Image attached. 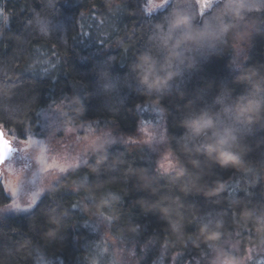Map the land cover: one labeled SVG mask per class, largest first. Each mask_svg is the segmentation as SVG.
Instances as JSON below:
<instances>
[{"label": "clouds", "instance_id": "obj_1", "mask_svg": "<svg viewBox=\"0 0 264 264\" xmlns=\"http://www.w3.org/2000/svg\"><path fill=\"white\" fill-rule=\"evenodd\" d=\"M168 3L169 0H156L153 9H163ZM215 3L216 0H195L196 10L190 12L182 0H175L174 6L152 25L148 46L134 53L122 78H114L108 67L96 72V83L102 84L108 96L113 91L120 94L122 88L134 81L132 91L144 98L143 105L161 117L156 124L140 118L134 134H117L112 117L104 123L86 118L85 101L100 96L95 88L88 89L83 97L68 93L52 102L60 123L44 140L37 141L30 127L24 128L26 135L19 138L16 135L19 123L13 120L6 127L8 119L0 118V169L10 167L5 164L10 156L4 155L8 149L5 140L11 145L18 141L21 150L38 143L35 159L43 176L39 194L70 191L76 201L70 204L72 209L79 207L81 212L117 226L116 232L109 228L103 234L97 254L88 258V264H137L135 246L127 249L128 259H124L125 249L119 246L123 244L124 233L119 227L122 197L112 187L114 178L106 175L117 163H125L121 159L123 151H109L116 145L124 151L143 147L154 153V159L140 170H123L129 178L136 176L133 187L137 191L145 192L146 186L140 181L147 172H151L160 187L172 190L173 195L160 202L168 201L169 208H175V215L165 218L167 234L163 247H167V236L175 235L177 243L190 241L206 264H252L253 253L264 252V215L253 221L247 205L239 212L232 210L234 218L239 216L244 221L240 227L254 233L250 242L244 244L242 254L236 245L222 246L224 220L211 225L200 222L196 215L186 216L182 212L184 198L193 194H202L216 204L230 203L223 195L228 190V179L220 177L217 170H232L235 177L245 178L249 188L264 184V63H250L246 53L253 33L259 35L257 25L264 23L249 14L264 13V0H222L219 7H214ZM206 13L210 15L206 17ZM198 17L202 18L199 24ZM130 47L126 43L121 45L124 53ZM218 49L228 57L226 67L233 70L230 79L219 84L207 80L189 89L200 61ZM58 63H52L45 72L55 69ZM166 98L174 103L178 113L174 122L176 128L182 129L179 135L169 133L166 121L171 112L162 103ZM140 106L137 104L136 108ZM118 152L119 156L115 154ZM254 152L261 158L252 159ZM250 175L251 179H247ZM6 177L7 173L4 180ZM84 200L92 203L84 204ZM148 200L140 198L135 203L144 208ZM229 211L224 208L225 214ZM67 214L65 207L61 215ZM56 222L55 216L49 221ZM188 226H195V230L187 231ZM139 227L129 225L128 231L135 234ZM56 231L50 227L45 235H54ZM236 235L240 236V231ZM176 255L173 254V259ZM254 264H264V259L255 260Z\"/></svg>", "mask_w": 264, "mask_h": 264}, {"label": "trees", "instance_id": "obj_2", "mask_svg": "<svg viewBox=\"0 0 264 264\" xmlns=\"http://www.w3.org/2000/svg\"><path fill=\"white\" fill-rule=\"evenodd\" d=\"M221 3L222 0L217 1L214 7ZM174 4L175 0H171L164 9L149 14L145 0H0V118L8 119L5 126H10L14 120L19 123L16 125L19 138L25 137L24 128L28 127L32 136L42 137L43 110L65 94L83 97L88 89L95 88L106 101L100 96L85 101L86 118L104 123L112 117L117 134H134L138 120L149 118L145 114L148 106L143 105L144 98L132 91L135 82L130 81L120 94L113 91L108 96L102 84L96 83V72L108 67L114 78H122L134 53L148 46L152 25ZM182 5L187 11L196 10L195 0H182ZM208 15L210 13L205 14ZM249 16L264 20V13ZM201 19L198 17L196 23ZM257 27L259 35L254 32L246 48L250 63H264V23ZM125 43L131 45L127 53L121 48ZM45 60L48 63H43ZM227 60L222 49L201 60L188 88L194 89L207 80L227 83L233 74V70L226 67ZM57 61L55 69L45 72ZM162 103L171 112L166 121L169 133L179 135L182 129L175 127L178 113L174 103L167 98ZM137 104L141 105L139 109ZM109 151H123L121 159L125 161L106 173L114 178L112 187L122 197L123 216L119 227L124 233L123 244L119 246L125 249L124 259H128L127 249L135 246L137 264H206L190 241L177 243L175 235H169L167 247L162 246L167 234L165 218L170 214L174 216L175 208L170 209L168 201L160 202L166 196L171 197L172 190L160 187L151 172H147L140 181L146 186L145 192L137 191L133 187L136 176L124 175V169L140 170L154 155L143 147L124 151L122 146L116 145ZM251 158L261 157L254 152ZM217 171L220 177L228 179V190L223 195L230 203L216 204L202 194H193L184 198L182 212L186 216L196 215L200 222L211 225L224 220L222 246L236 245L242 254L244 244L250 242L249 237L254 233L240 227L244 221L239 216L234 218L232 210L239 212L247 205L252 210L253 221L264 215V184L249 188L245 178L235 177L232 170ZM247 179H251V175ZM249 191L251 195H246ZM140 198L150 199L144 208L135 203ZM74 202L70 191H49L29 213L9 215L4 206L9 205L11 199L0 180V264H88V258L97 254L103 234L109 228L116 232L117 226L81 212L79 207L72 209L70 204ZM83 203L92 202L84 200ZM65 207L68 214L61 215ZM226 207L230 209L227 214ZM53 216L57 222L49 223ZM136 224L140 227L135 234L128 231L129 225ZM50 227L57 231L54 235H45ZM194 230L195 226L187 228V231ZM237 231L240 236L236 235ZM174 253L177 254L175 259ZM253 256L254 261L264 259V252H254Z\"/></svg>", "mask_w": 264, "mask_h": 264}, {"label": "rangeland", "instance_id": "obj_3", "mask_svg": "<svg viewBox=\"0 0 264 264\" xmlns=\"http://www.w3.org/2000/svg\"><path fill=\"white\" fill-rule=\"evenodd\" d=\"M145 1V9L147 13L151 14L161 10L153 9L156 0ZM170 1L171 0H169V2ZM217 1L219 0H216V2ZM145 108V114L146 116L148 115V120L150 119L149 121L156 124L161 120V117L152 112L150 107ZM41 119L42 137L33 136L37 141L46 139V137L52 133L53 129L60 123V118L53 110L52 106H49L41 112ZM13 145L18 149V152L11 161L6 163L7 165H10V167L2 169L0 180L3 183L6 194L11 199L10 204L16 203L18 207H6L4 211L9 215H23L32 211L48 192L45 191L44 193L39 194L40 188L43 187V176L40 174L39 165L35 159L39 150V144L37 143L36 145H33L28 150H21L22 146L18 141L14 142ZM148 151L151 155H154L150 150ZM5 173H7V177L4 180ZM5 182L9 185L10 189H15L14 194L6 188ZM33 197H35L36 200L35 204H33Z\"/></svg>", "mask_w": 264, "mask_h": 264}, {"label": "snow or ice", "instance_id": "obj_4", "mask_svg": "<svg viewBox=\"0 0 264 264\" xmlns=\"http://www.w3.org/2000/svg\"><path fill=\"white\" fill-rule=\"evenodd\" d=\"M4 143H5L6 145H8V149H7V151L4 153V155H5V156L10 155V154L14 151L13 145L9 144V142H8L7 140H5ZM5 186H6V188L9 189L13 194L15 193V189H10L9 185L6 184V182H5ZM35 202H36L35 197H33V203H35ZM4 207H14V208H15V207H18V205H17L16 203H12V204H10V205H5Z\"/></svg>", "mask_w": 264, "mask_h": 264}, {"label": "water", "instance_id": "obj_5", "mask_svg": "<svg viewBox=\"0 0 264 264\" xmlns=\"http://www.w3.org/2000/svg\"><path fill=\"white\" fill-rule=\"evenodd\" d=\"M14 151L10 154V156L8 157V159L5 161V164L9 161H11L14 156L16 155V153L18 152V149L13 145ZM2 172V169H0V174Z\"/></svg>", "mask_w": 264, "mask_h": 264}]
</instances>
